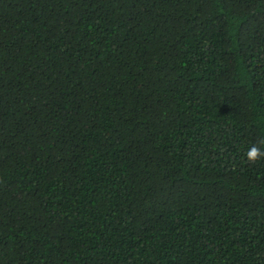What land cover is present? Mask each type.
<instances>
[{"label": "trees", "instance_id": "trees-1", "mask_svg": "<svg viewBox=\"0 0 264 264\" xmlns=\"http://www.w3.org/2000/svg\"><path fill=\"white\" fill-rule=\"evenodd\" d=\"M264 0H0V264H264Z\"/></svg>", "mask_w": 264, "mask_h": 264}, {"label": "clouds", "instance_id": "clouds-1", "mask_svg": "<svg viewBox=\"0 0 264 264\" xmlns=\"http://www.w3.org/2000/svg\"><path fill=\"white\" fill-rule=\"evenodd\" d=\"M258 156H264V152H261L258 148L253 147L249 152H248V157L250 159H256Z\"/></svg>", "mask_w": 264, "mask_h": 264}]
</instances>
